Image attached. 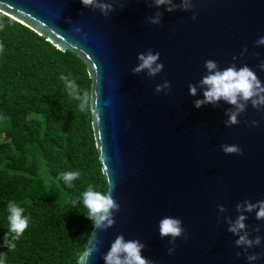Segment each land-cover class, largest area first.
<instances>
[{"label": "water", "instance_id": "water-1", "mask_svg": "<svg viewBox=\"0 0 264 264\" xmlns=\"http://www.w3.org/2000/svg\"><path fill=\"white\" fill-rule=\"evenodd\" d=\"M178 2V0H177ZM194 8L173 12L148 7L145 0H115L113 11L102 16L84 8L80 0H0V12L27 26L60 51H71L86 66L91 79L90 116L95 147L109 194L120 205L107 229H92L98 251L87 264H104L102 255L118 234L145 244L142 255L154 264H248L227 232L224 216L235 218V205L264 200V109L250 105L226 127L229 105L193 106L199 97L188 94L212 59L218 67L247 64L261 81L257 67L264 59V0H193ZM162 13L161 23L146 17ZM196 18L192 19V13ZM87 33L82 41L72 28ZM248 51L240 56L241 50ZM159 52L163 70L149 77L133 74L136 55ZM258 53L259 56H254ZM236 56L235 61L232 57ZM167 80L170 88L155 92ZM257 121L251 126L250 121ZM221 144H236L242 154H225ZM225 207L219 214L217 205ZM178 217L184 232L167 252L157 222ZM249 230L261 225L247 214ZM261 253L254 264H264V239L248 249Z\"/></svg>", "mask_w": 264, "mask_h": 264}, {"label": "trees", "instance_id": "trees-1", "mask_svg": "<svg viewBox=\"0 0 264 264\" xmlns=\"http://www.w3.org/2000/svg\"><path fill=\"white\" fill-rule=\"evenodd\" d=\"M90 93L85 63L0 12V241L6 203L18 202L29 225L15 248L0 243L5 264H76L93 225L79 198L88 184L107 185L90 109L81 112L59 74ZM79 170L66 186L57 174Z\"/></svg>", "mask_w": 264, "mask_h": 264}, {"label": "clouds", "instance_id": "clouds-1", "mask_svg": "<svg viewBox=\"0 0 264 264\" xmlns=\"http://www.w3.org/2000/svg\"><path fill=\"white\" fill-rule=\"evenodd\" d=\"M148 7L156 9L163 8L164 11L173 12L177 9L188 11L194 8L193 0H145ZM84 8H91L99 11L102 16L107 17L112 11L115 0H80ZM196 18V13H192V19ZM162 13L154 12L146 17L148 23L158 25L161 23ZM74 33L80 34L82 41L86 40L87 33L82 32L80 26L72 28ZM256 46H264V36H260L255 40ZM247 47H244L240 56L247 53ZM259 56L258 53H253ZM160 53L151 49L144 52H138L136 55L137 63L132 67L131 72L138 74L144 72L149 77L156 76L163 70V63L159 61ZM236 56L232 57L235 61ZM204 74L195 83L188 84V94L197 96L193 101V106L200 108L203 105L211 104L217 106L223 102L230 107L224 110L227 117L223 123L226 127L239 123L238 117L250 105L258 111L264 109V81H261L255 71L247 64L237 67L236 63H231L227 67H218L216 61L208 59L204 61ZM257 67L260 71H264V59H259ZM59 80L63 83L64 91L69 97L77 102V108L81 112H87L90 107V93L88 90H82L77 84L76 79L71 75L59 74ZM170 83L163 80L155 85L154 91L159 93L162 90L167 92ZM251 126H256L257 121L249 122ZM221 150L225 154H242L241 148L236 144H221ZM81 176L79 170L62 171L57 174L59 180H62L66 186H70L73 180ZM111 187L106 185L104 190H98L92 184H88L86 189L79 194L77 201L73 203L82 204L86 212L83 215L89 219L93 228L107 229L114 223V215L119 210L120 205L109 194ZM7 231L0 243L8 249L15 248V241L18 240L29 225V217L24 214V208L19 206L18 202L9 200L5 206ZM219 214L225 213V207L217 205ZM236 216H224V222L227 224V232L231 233L236 239L234 245L241 249L236 255L242 253L248 264H254L261 253H249L248 249L261 244L262 236L252 235V233H260L261 225H256L249 230L246 225L247 214L254 212L256 220H264V200L250 202L244 200L235 205ZM157 231L161 238L168 237L169 247L167 252L171 254L175 248V240L180 237L183 232L182 221L178 217L163 216L157 222ZM99 240L91 234L89 246L83 254V260L87 264L92 253L98 251ZM145 244L139 239H125L123 234H118L110 242L107 251L102 255L104 264H154V262L142 255ZM0 264H5L3 257H0Z\"/></svg>", "mask_w": 264, "mask_h": 264}]
</instances>
